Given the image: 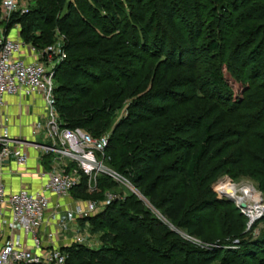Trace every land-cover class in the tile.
<instances>
[{
    "label": "trees",
    "instance_id": "obj_1",
    "mask_svg": "<svg viewBox=\"0 0 264 264\" xmlns=\"http://www.w3.org/2000/svg\"><path fill=\"white\" fill-rule=\"evenodd\" d=\"M33 1L35 7L29 13L15 15L5 27L8 32L19 25V37L24 43L44 49L43 46L52 45L53 14L58 10L56 26L64 39L61 49L66 59L55 70L53 105L63 124L68 128H80L93 137L108 134L107 163H112L117 172L127 176L166 221L196 238H203L205 221L202 214L216 204L206 198L199 202L196 197H190L189 192L194 186L201 187L213 180L225 167L243 165L247 155L245 141L250 136L258 137L259 142L256 151L247 156L264 179V25L243 27L245 41L254 36H260L261 40L241 57L240 67L236 66L242 77L239 81L243 83L239 96L233 94L236 81L232 83L233 76L227 66L219 69V65L215 67L211 63L204 67L209 88L204 95L212 104L205 105L202 113L201 140L192 144L178 135L162 134L153 138L142 132L141 138L137 136L136 128L138 124L159 128L169 121L168 113L154 106V102L163 106L175 99L167 77L175 68L171 63L173 57L182 58V48L177 47V43L181 39L191 41L208 28H203L205 22L201 24L194 0H182L183 5L168 0L169 4L164 7L168 31L162 29L155 12L148 20L144 15L143 6L150 5L151 0H61L56 7L54 0ZM244 3H251V0ZM110 12L114 17H109ZM220 17L211 15L210 20L216 24ZM216 31L220 32L218 39L210 37L205 48L207 53L214 54L220 49L223 32ZM107 46L122 52L120 55L114 53L117 57L135 58L141 65L147 59L159 58L151 68L144 88L125 99L130 104L125 115L116 121L115 114L125 101L119 104L118 100L131 87V82L130 75L124 72L127 67L123 65L121 69L114 61L117 57L113 53V60L108 54L107 58L101 56L107 53ZM134 49L141 50L145 58L137 57ZM195 64L184 69L186 85L191 90L197 87ZM130 68L129 65L128 71ZM260 76L262 82L257 83ZM169 108L172 107L168 106L167 111ZM220 126L232 128L220 133L215 131ZM181 128L178 126L176 130L179 132ZM230 145L235 149L227 152ZM175 153L180 155L178 162L166 165L164 161ZM204 163L212 170H206ZM107 181H110L109 177L100 176L96 184L98 193H88L84 178L71 193H75L74 196L79 193L83 198L99 194L98 199L103 200L110 190ZM174 182H178V187L172 189ZM130 196L113 200L101 212L83 219L87 223L96 221L104 234H111L113 246L94 249L71 244L61 248L67 254L65 264H241L237 255L219 259L215 254L186 251V243L176 231L169 230L165 223L144 210L140 200L133 194ZM238 234L232 232L234 236ZM244 254L240 253V256L252 262V258Z\"/></svg>",
    "mask_w": 264,
    "mask_h": 264
},
{
    "label": "rangeland",
    "instance_id": "obj_2",
    "mask_svg": "<svg viewBox=\"0 0 264 264\" xmlns=\"http://www.w3.org/2000/svg\"><path fill=\"white\" fill-rule=\"evenodd\" d=\"M194 1L198 7L197 12L200 13L201 24H203L202 22H205L203 28H208H205L206 31L201 35L197 34L195 38H191V41H182L183 39H181L179 43H177V47L182 48V54L180 56L182 58L173 57L171 63L174 64L173 66H175V68L168 74L167 77L168 82L172 86V97L175 99L172 101L169 100V102L163 106L158 101L154 102V106L163 110L164 113H168L169 121L159 128H146L145 125L138 124L136 128L138 137L142 138L141 134L142 132H145L146 135H151L153 138L159 137L162 134L171 135V137L174 135L182 136V139L185 142L192 144H195L201 140L203 135V120H201L202 113L205 112V105L208 106L212 104V101H210V99L204 95V93H206V91L209 89L207 81L208 79L205 78L206 75L204 67H206V65L208 66L213 63V66L215 67L219 65V69L227 66V70H229L233 76L232 83L234 84L236 81L235 85L232 87L233 94L235 97L239 96V90L242 88L241 86L243 83L242 81H239L242 79V77L237 72L236 66L238 65L240 67V62L242 60L241 57H245V53L251 49L255 43H258L261 40L260 36H254L251 38V40L245 41L247 38H245L243 27L247 25H264V0H251V3L248 4L244 3L246 0H214V4L212 0ZM54 2L56 7V5L61 2V0H54ZM176 2L178 5L184 4L182 0H176ZM231 2L234 4H231ZM132 4H134L133 7H136V3L132 1ZM168 4L169 1L166 2L165 0H151L150 5L143 6L144 15L147 17V20L149 16L155 12L160 26L162 25V29L165 28V31L168 30L164 7ZM34 7V1L31 0L28 9L31 10ZM53 15L55 19V28L52 30L53 41L51 46L62 48L64 39L63 36L58 32L56 26L58 10H56L55 14ZM109 15L110 18L114 17L113 12H110ZM211 15H221L218 22L216 21V24L211 22ZM88 16L89 15H87V17ZM107 23L109 26H112L111 22L107 21ZM19 27L20 26L17 25L16 28L19 30ZM218 29L223 32L221 34L222 39L220 42V49H218L217 53L213 52L214 54L205 52L206 44L210 40V37L218 39L217 36L220 34L219 31H216ZM27 45L31 44L27 43ZM41 46H43V44H41ZM46 46L47 45L43 46L44 49ZM39 49L43 50L42 48ZM106 51L107 53H105V56H101L105 58L111 56L112 58H110V60L114 59L112 53H116L117 55L122 53L120 51H115L113 46H107ZM134 52V54L137 57H140V59L145 58L141 50L134 49ZM234 53L236 54L234 55ZM106 54H108V56H106ZM233 55L234 57H232ZM238 57L240 58L239 61L236 60ZM114 61H116L119 67H122L121 69H123V65L127 67V69H124V72L126 75H130L129 79L131 82V87L127 89L119 98L118 103L120 104L127 97L144 88L149 72L153 65L159 62V58L156 56L152 59H147L144 65H141L140 62H137L135 58L129 59L127 57H117L114 59ZM195 62V67L198 71L197 87L195 90H191V87L186 85L188 80L184 69L187 70ZM129 65L131 68L128 71ZM108 71L112 72V69H109ZM122 78H126V76H123ZM230 78L231 77L229 76V79ZM261 82L262 79L260 76V78L257 80V83ZM59 83H61L60 80ZM102 86L103 85L95 87L94 89ZM190 97H194L193 100H191ZM129 104L130 101H124L121 109L115 114L114 121L125 115ZM168 106H171L172 108H169L167 111ZM164 110H166V112ZM178 126L182 127L179 132L176 130ZM212 128L215 129V126L213 125ZM231 128V126H220L215 131L220 133L222 131H228ZM251 137L253 136H250L248 139L246 138L247 140L245 141L247 144V155H250V153L256 151L255 149H257V142H259L258 137ZM234 149L235 148L230 145L227 152ZM227 152H224V155L227 154ZM247 155L243 160V165L239 167L227 166L221 172L217 173L213 180L207 182L201 187L196 185L191 190V192H189V196L196 197L199 199V202L206 198L208 200L214 201L216 204L213 208L202 214V218L205 221L203 238H196L186 230L182 228H176L170 224L163 218L159 210L154 205H152L148 199L144 197L143 194H141V192L135 187V189L139 191L140 195L143 196V201L141 202L146 208L143 209L149 211L153 217L160 219L163 223H165L169 230L176 231L181 239L186 243V246H184L186 251L189 249L202 251L209 255L215 254L219 257V259L223 258L225 255H237V259L241 264H264V192L262 191V188L264 187V179H262L260 177L261 175H259V168L255 167V164L250 162ZM179 157L180 155L175 153L173 156H171V158L165 160L164 163L168 165L176 161L178 162ZM107 166L131 183L127 176L125 177L121 175L120 172H117V169L112 165V163L108 162ZM203 166L206 167L207 164L204 163ZM205 169L208 171L212 170L211 167L208 166ZM107 182L110 190L105 195L103 200L98 199L100 196L99 194L92 198H83L80 196L81 194L78 193V195H75V197L88 203L95 202L98 206L103 207L113 200H124L125 198L131 197L130 194L132 193L127 187L117 183L111 178L110 181ZM174 187H178V182L173 183L172 189H174ZM246 187L253 189L255 193L258 194L260 197L259 205L263 208L258 217H256V219L253 221L250 220V211L248 209V204H253L252 199L245 201L243 198L241 200L238 199L239 202H237L236 198L231 199L227 197V193L234 189L237 190V196H242V192ZM88 193L90 192L88 191ZM136 198L140 200L138 197ZM69 219L70 217L65 215L63 216L62 220L64 222L70 221V224L75 227L74 229L76 234H78L80 238H83L85 240L84 243L88 244L89 247L99 249L113 246L111 243V234H104L96 221L87 223L85 220L79 222L78 224ZM232 232H238L239 234L234 236L232 235ZM240 253H245L244 255H248L250 258H252V262H250L247 257L240 256ZM182 259L185 261L184 258Z\"/></svg>",
    "mask_w": 264,
    "mask_h": 264
},
{
    "label": "built area",
    "instance_id": "obj_3",
    "mask_svg": "<svg viewBox=\"0 0 264 264\" xmlns=\"http://www.w3.org/2000/svg\"><path fill=\"white\" fill-rule=\"evenodd\" d=\"M30 1L0 0V108L6 97H27L39 99L44 111L43 123L36 125L26 139L12 136L7 125H0V264H65L67 254L52 244V235L45 234V245L40 234L50 208V195L65 198L84 178L87 191L94 193L97 179L103 175L127 187L140 201L143 196L107 166L108 134L93 137L80 128H68L56 112L55 70L66 59L61 47L41 50L6 31L5 26L15 15L29 13ZM30 149L41 159L49 158L50 170L40 172L43 180L38 191L20 188L7 193L1 167L10 161L25 167ZM103 208L90 202L86 209L77 208L76 214L89 218ZM84 242L74 237L72 244L89 247Z\"/></svg>",
    "mask_w": 264,
    "mask_h": 264
},
{
    "label": "crops",
    "instance_id": "obj_4",
    "mask_svg": "<svg viewBox=\"0 0 264 264\" xmlns=\"http://www.w3.org/2000/svg\"><path fill=\"white\" fill-rule=\"evenodd\" d=\"M11 37H19V30L15 27L10 31ZM26 56V53L24 54ZM43 106L39 99L27 97H6L5 105L0 108V125H7L14 137L26 139L36 125L43 123ZM29 160L25 167H18L13 161L1 167L4 171L3 182L7 193H14L20 188L38 191L41 187V171L50 170L49 158L41 159L38 152L28 150ZM50 208L46 212L43 227L41 229L42 240L47 243L45 234H51L55 247H68L72 244L74 237H79L75 227L70 221L64 222L63 216H69L75 223L82 222L81 216L76 214V209H86L88 202L80 200L70 193L65 198H56L50 195ZM62 218V219H61Z\"/></svg>",
    "mask_w": 264,
    "mask_h": 264
},
{
    "label": "bare ground",
    "instance_id": "obj_5",
    "mask_svg": "<svg viewBox=\"0 0 264 264\" xmlns=\"http://www.w3.org/2000/svg\"><path fill=\"white\" fill-rule=\"evenodd\" d=\"M237 190H232L229 191L227 193V197L234 199L236 198V201L239 202L238 199H245V201H249V199H252L253 204H248L249 207V211H250V220L253 221L254 219H256V217H258L259 213H261V210L263 209L260 205H259V199L260 197L258 196V194L255 193V191L251 188H245L244 191L242 192V196H237L236 194ZM255 194V195H254Z\"/></svg>",
    "mask_w": 264,
    "mask_h": 264
},
{
    "label": "water",
    "instance_id": "obj_6",
    "mask_svg": "<svg viewBox=\"0 0 264 264\" xmlns=\"http://www.w3.org/2000/svg\"><path fill=\"white\" fill-rule=\"evenodd\" d=\"M226 197V196H225ZM230 200V199H229ZM231 201H233V200H231Z\"/></svg>",
    "mask_w": 264,
    "mask_h": 264
}]
</instances>
